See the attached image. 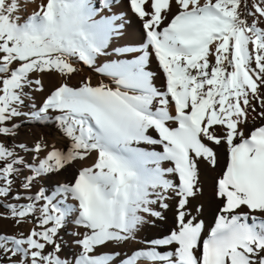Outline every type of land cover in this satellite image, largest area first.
<instances>
[{
	"label": "snow or ice",
	"instance_id": "6c2138e0",
	"mask_svg": "<svg viewBox=\"0 0 264 264\" xmlns=\"http://www.w3.org/2000/svg\"><path fill=\"white\" fill-rule=\"evenodd\" d=\"M0 209V264H264V0H0Z\"/></svg>",
	"mask_w": 264,
	"mask_h": 264
},
{
	"label": "bare ground",
	"instance_id": "6f19581e",
	"mask_svg": "<svg viewBox=\"0 0 264 264\" xmlns=\"http://www.w3.org/2000/svg\"><path fill=\"white\" fill-rule=\"evenodd\" d=\"M130 15V14H129ZM128 35L129 37H136L138 38V21L134 18L128 21ZM151 69L158 73V69L156 67V62L153 61L151 65ZM75 82V81H73ZM95 82V81H94ZM162 82V78L160 77L159 73L157 74L156 83L159 86ZM39 99V96L37 97ZM35 133L40 136L41 129L35 128ZM42 134V133H41ZM50 139H52L50 137ZM225 153L224 150L221 149L219 151V163L217 166V171H209L205 170L203 172V186H204V205H205V212L200 216V221L204 223L205 230H210L215 223V216H216V203L213 201L212 198V188H213V180L217 175V172L224 167L225 164ZM88 163H91L89 161ZM70 178V177H69ZM60 179H65V177H61ZM28 227H30L28 225ZM175 227L173 224V215L171 212H167L164 220H159L155 224L150 225L148 229L142 230L138 233L136 241L123 246V251L128 252L132 248H137L143 246L144 241H148L150 239H158L162 238L163 235H166L170 230ZM119 250V249H118ZM170 250V249H169Z\"/></svg>",
	"mask_w": 264,
	"mask_h": 264
},
{
	"label": "rangeland",
	"instance_id": "374dc122",
	"mask_svg": "<svg viewBox=\"0 0 264 264\" xmlns=\"http://www.w3.org/2000/svg\"><path fill=\"white\" fill-rule=\"evenodd\" d=\"M37 127L41 129L42 134L40 133V136H47L50 139V137L54 138L57 135L54 127H44L40 124H37L36 122H29L28 125H22L20 129V139L27 140L29 143H31L36 138L40 137L34 131V129ZM0 211H3V209H0ZM26 228H28V225H22L19 230L23 231ZM0 230H3L8 233H12L17 231V228L10 221L5 220V221H0Z\"/></svg>",
	"mask_w": 264,
	"mask_h": 264
}]
</instances>
